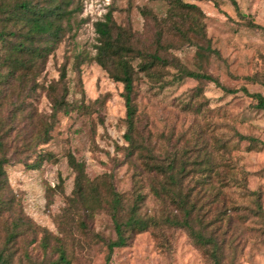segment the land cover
I'll use <instances>...</instances> for the list:
<instances>
[{
  "label": "rangeland",
  "instance_id": "1",
  "mask_svg": "<svg viewBox=\"0 0 264 264\" xmlns=\"http://www.w3.org/2000/svg\"><path fill=\"white\" fill-rule=\"evenodd\" d=\"M181 2L195 8L70 0L73 18L41 70L5 84L3 116L18 111L0 211V250L11 252L12 264H63L60 249L71 264H105L116 238L112 190L126 208L141 193L143 216L182 215L170 196L155 194L166 176L145 167L174 158L186 167L184 192L198 200L209 232L225 240L223 264H264V145L241 137L264 141V109L243 89L264 96V30L248 25L264 27V0ZM108 13L126 41L165 58L149 71L139 68L144 57L133 61L135 136L143 142L136 152L125 138L124 84L94 59L96 23ZM184 67L221 86L176 79ZM71 155L84 166L87 204L76 193ZM10 231L17 235L8 241ZM212 263L188 230L168 226L133 234L111 257V264Z\"/></svg>",
  "mask_w": 264,
  "mask_h": 264
},
{
  "label": "trees",
  "instance_id": "2",
  "mask_svg": "<svg viewBox=\"0 0 264 264\" xmlns=\"http://www.w3.org/2000/svg\"><path fill=\"white\" fill-rule=\"evenodd\" d=\"M168 1L175 6L184 5L195 8V6L183 4L181 0ZM234 3L236 4V1ZM69 5L70 0H0V211L4 205L1 195L6 182L5 165L9 162L6 153L7 141L16 129L14 124L18 113L17 110H10L12 113L10 118L3 116L4 102L7 98L4 86L11 83L14 78L22 81L30 73L35 74L41 70L43 63L60 43L70 25L74 10L69 9ZM248 25L264 30L263 26L254 21H249ZM96 30L99 36L94 59L109 72L112 78L124 84L127 122L125 138L129 141L132 151L136 152L143 142L138 141L135 136L137 107L133 98L135 73L133 61L137 57H144L145 60L139 64V68L149 71L154 65L164 63L165 58L157 52L135 48L125 40L122 32H115L111 13L106 15V20L96 23ZM64 75L65 72L62 76ZM183 77L214 81L221 86L214 76L185 67L181 68L176 79ZM223 89L228 92L236 91L224 86ZM243 89L257 99L255 104L257 108L264 109V96L261 93H250L247 88ZM55 105L60 107L61 103L57 101ZM241 137L264 145V141L258 138L243 135ZM47 140L48 138H45L40 142L44 143ZM149 157L152 158L153 155ZM43 158H39L29 167L37 168L41 165ZM69 161L78 169L77 196L87 204L84 166L73 155L70 156ZM145 167H148L150 172L166 176L165 183L161 184V187H153L155 194L163 200L170 196L182 215L176 213L162 217L143 216L140 213V201L144 198L141 193L137 195L134 203L126 208L122 194L112 190L113 196L109 207L116 238L108 242L105 264H111L114 249L126 246L133 234L162 226L185 228L193 241L212 260V264H223L225 240H219L218 236L209 232L211 223L205 222V215H200L201 208L197 206L198 200H193L191 191L184 192L183 182L187 175L184 162H178L175 158L165 164L145 160ZM94 198L97 200L96 197ZM16 235L17 232L10 231L7 240L11 241ZM60 261L63 264H71L64 249H60ZM0 264H12L11 252L0 250Z\"/></svg>",
  "mask_w": 264,
  "mask_h": 264
}]
</instances>
